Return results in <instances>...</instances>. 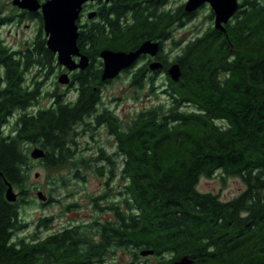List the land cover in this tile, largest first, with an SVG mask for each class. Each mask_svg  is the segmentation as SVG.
I'll return each mask as SVG.
<instances>
[{"label":"trees","instance_id":"1","mask_svg":"<svg viewBox=\"0 0 264 264\" xmlns=\"http://www.w3.org/2000/svg\"><path fill=\"white\" fill-rule=\"evenodd\" d=\"M130 9L135 20L129 23ZM183 13L182 7L158 12L145 0L103 4L99 24L82 30L78 44L90 43L93 60L104 49L128 51L147 37L166 39ZM11 16L0 6V28ZM39 21L38 34L19 50L0 34V264H117L109 256L120 247L133 253L121 264H171L185 254L199 264H264V0H241L226 33L212 25L189 40L174 59L180 80L167 75L169 102L138 110L130 121L103 100L111 80H102L101 60L70 75L64 92L57 80L47 92L51 104L40 105L45 80L65 71L47 47L41 15ZM146 78L144 71L131 74L136 94L153 91ZM71 90L75 96L66 97ZM101 125L114 136L115 151L100 145L91 155L84 153L89 147L80 153L79 138ZM33 146L44 149L37 160L49 171L104 177L105 192L91 202L114 218L45 237L17 236L26 226L20 205L32 190ZM219 169L246 185L231 200L198 189L202 176ZM114 179L122 186L110 185ZM6 181L20 189L15 202L6 197ZM49 220L40 218L38 229L49 228ZM147 249L157 262L141 256Z\"/></svg>","mask_w":264,"mask_h":264},{"label":"rangeland","instance_id":"2","mask_svg":"<svg viewBox=\"0 0 264 264\" xmlns=\"http://www.w3.org/2000/svg\"><path fill=\"white\" fill-rule=\"evenodd\" d=\"M186 1L187 0H168L167 6L176 9ZM0 6L4 9V14L6 15H15L20 11L19 8L12 4V0H0ZM210 13V6L205 5L187 24L179 27L177 25L174 26L172 38L165 47V52H169V54L167 52V55H170L171 59L181 54L182 48L186 43V41H184L185 38L196 33L198 29H206L214 25V19L212 20L209 18ZM39 27L40 23L38 20L23 19L20 22L15 18L14 22H9L1 26L0 34L8 45L12 46L15 50H19L27 45L26 42L33 40L36 34H38ZM179 41H181L180 44H174ZM61 69L60 65V70ZM59 74L58 72L52 73L45 80L44 98L40 100L41 106H48L51 104L52 99L47 96V92H52L56 89V82H58ZM130 80L131 74L123 71L117 78L106 83L102 90L105 104L108 105L110 109L114 110L122 119L130 121L138 110L148 108L160 102H169V96L164 92L169 87L168 79L164 73L157 76V83L155 84L157 88L153 89V91L142 89L136 94V88L130 85ZM58 85L60 86L59 91L64 92L66 85L59 83ZM75 93L76 91L71 90L66 92L65 96L74 97ZM93 131L94 132L89 131L84 133V135L79 138L78 150L80 153H82L81 150L89 147L90 149H84V153L86 155H91L100 145L105 146L109 153L115 151L114 147L116 142L107 126H97ZM35 147L33 146V149ZM33 161L34 167L30 171V180L28 183L32 190L20 205V219L23 225L26 226L17 231V236H30L32 233L42 231L46 233L47 228L45 226L38 229V224L42 217L51 218V220L47 221V224L53 229H61L69 224L92 223L95 218H100V220L114 218V214L110 211L105 210L103 212H98L91 202L90 196L105 192L106 186L104 177H98L91 170H87L84 179H75L73 178V173L68 170L52 172L38 163L37 159ZM36 173H39V176L36 177ZM62 176H65V181L61 180ZM56 177H59V180H56L54 184H50ZM115 182H117L119 187L122 186V182L120 180L116 181V179L111 181L110 185H114ZM245 188L246 185L240 177L228 175L222 169L217 170L211 177L202 176L198 185L200 191L219 194L222 200L233 199ZM39 190L47 194L48 197H53V201L48 203V200H41L37 195V191ZM15 191L19 195L20 189L15 187ZM114 191L115 190H113V192ZM70 204L72 206L68 207ZM114 251L115 255L109 256V259L117 264L129 262L133 258L132 248L120 247ZM142 257L144 258L146 256ZM148 257L151 262L158 261V257L155 255Z\"/></svg>","mask_w":264,"mask_h":264},{"label":"water","instance_id":"3","mask_svg":"<svg viewBox=\"0 0 264 264\" xmlns=\"http://www.w3.org/2000/svg\"><path fill=\"white\" fill-rule=\"evenodd\" d=\"M92 0H12V4L20 9H26L31 12L41 10L43 15V30L46 35L47 47L56 54L59 64L67 70L62 73L58 81L61 84L68 85L71 81L70 72L79 68L84 69L89 62L87 55L83 54L78 45L80 35L78 20L83 4ZM107 2L111 0H106ZM205 3L211 6L214 14V27L225 32V25L234 17L240 8V0H187L185 10L187 12H195ZM96 12H91L89 17L93 18ZM160 51L159 42L152 40L144 41L136 50L124 51L104 49L101 51V57L104 62L101 78L103 81L113 80L117 78L121 72L131 67L137 59L143 54H151L155 56ZM79 57V61L75 59ZM161 62H153L152 69L161 68ZM169 76L172 80L178 82L182 76V69L179 63H173L168 69ZM45 156L42 147L36 146L31 151L33 159H41ZM39 173H36V177ZM8 188L6 197L9 201L15 202L18 199V193L14 186L6 181ZM38 197L48 200V195L43 191H37ZM154 254L153 249L141 251L142 256ZM171 264H199L196 263L189 254L181 256L174 260Z\"/></svg>","mask_w":264,"mask_h":264},{"label":"flooded vegetation","instance_id":"4","mask_svg":"<svg viewBox=\"0 0 264 264\" xmlns=\"http://www.w3.org/2000/svg\"><path fill=\"white\" fill-rule=\"evenodd\" d=\"M39 1L40 2H44V1H41V0H39ZM117 1H119V0H111L109 2H107L106 0H92V1L85 2L83 4V7H82V10H81V13H80V17H79V20H78L80 35H81V31L82 30L88 29L93 24H99V21L101 20V17L99 16V11H100L101 6H103V4L109 6V5L114 4ZM140 1H142V0H137V2H140ZM145 1L148 2V4L149 3L151 4V8H154V6H155L157 8L158 12H163L164 10H166V11H172V12H177L178 13L180 7H182L184 15L182 14L181 16L183 17L184 21L182 22V24H181V22L180 23H175V26L177 25L178 27L179 26H183V25L187 24L189 21H191L196 16L198 11L203 6H205V5L210 6L208 3H205L203 6H201L195 12H187L185 10V4H186L187 1L185 3L179 5L176 9H173L170 6H167L168 0H145ZM145 4H147V3L144 2L143 5L141 4L143 6V7L142 6L141 7L142 8L147 7V6H144ZM130 8H132V6ZM210 8H211V6H210ZM89 9H92V10H89ZM91 12H96V15L93 18L89 17ZM211 12H212V9H211ZM28 15L29 16L30 15L33 16L34 19L38 20V21H39V15H41L42 19H43V15H42L41 10L36 11V12H31V11L26 10V9H20L19 13L11 16V20L10 21L12 23V22L15 21V18H16V19H18L21 22V20L26 19V17ZM189 17H190V19H188ZM209 18L212 19L211 13H210ZM213 19H214V16H213ZM134 20L135 19H134L133 10L130 9V12H129L128 17H127V22H129V23L131 21L134 22ZM39 23H40V21H39ZM207 29L208 28H206V29H203V28L202 29H198L196 31V33H194L191 36L185 38L184 41H186V43L184 45H186L189 42V40H191V39L194 40L197 37H201L206 32ZM172 30L167 31L168 32V37L166 39H162V34H159L155 38H148L147 37L138 46H136L135 48L130 49V50H136L146 40H152L154 42H159V44H160V51L158 52L157 55H155V56H152L151 54H143V55H141L137 59V61L131 67H129L126 70H124V72H128L130 74H133L134 71H144V75L147 76L146 79L148 81L145 85L150 87V88H153V89L157 88V86L155 85L157 83V76L159 74H163V73L166 75V77H167V75L169 76L168 69L173 63H175L174 59L178 56L177 55L173 59H171L170 55H167L168 51L165 52L166 44L169 43L170 39L172 38ZM80 35H79V38H80ZM44 36L46 38L45 32H44ZM46 40H47V38H46ZM180 43H181V41H179L178 43H174V44H180ZM89 47H90V43L86 44L83 48H81L79 46L81 52L83 54L87 55L88 58H89L88 65L84 69L79 68V69H77V70H75L73 72H70V73L73 74L76 71L92 68V66L95 65V63H96L95 60H101L102 61L101 65H102V72H103L104 62H103V59H102L101 55L97 59L93 60L92 57L87 53V50L89 49ZM130 50H128V51H130ZM168 54H169V52H168ZM75 59L77 61H79V57H75ZM166 60H168V62H166ZM153 62H161L163 66L161 68H158V69H152L151 68V64ZM61 68L65 72L67 71L65 69V67L61 66ZM72 74H70V75H72ZM152 81H154L153 85H152ZM84 224H86V223H84ZM69 225H72V224H69ZM66 226H68V225H66ZM61 230H63V229L62 228L61 229H58V228L57 229H53V228L49 227V228H47V232L46 233L45 232L43 233V231L42 232H36V233H34V236L37 238L39 236V234L42 235V233H43V235H44L43 237H45V236L54 234L55 231L60 232ZM46 234H48V235H46Z\"/></svg>","mask_w":264,"mask_h":264}]
</instances>
